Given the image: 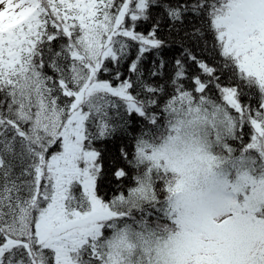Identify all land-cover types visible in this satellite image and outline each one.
I'll return each instance as SVG.
<instances>
[{
    "label": "snow or ice",
    "instance_id": "snow-or-ice-1",
    "mask_svg": "<svg viewBox=\"0 0 264 264\" xmlns=\"http://www.w3.org/2000/svg\"><path fill=\"white\" fill-rule=\"evenodd\" d=\"M0 264H264V0H0Z\"/></svg>",
    "mask_w": 264,
    "mask_h": 264
}]
</instances>
